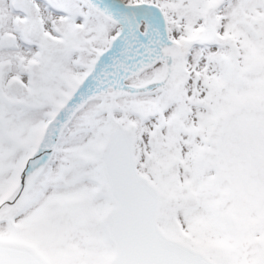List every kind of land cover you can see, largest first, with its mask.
I'll list each match as a JSON object with an SVG mask.
<instances>
[{"label": "snow or ice", "instance_id": "1", "mask_svg": "<svg viewBox=\"0 0 264 264\" xmlns=\"http://www.w3.org/2000/svg\"><path fill=\"white\" fill-rule=\"evenodd\" d=\"M0 264H264V0H0Z\"/></svg>", "mask_w": 264, "mask_h": 264}]
</instances>
